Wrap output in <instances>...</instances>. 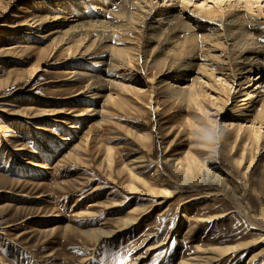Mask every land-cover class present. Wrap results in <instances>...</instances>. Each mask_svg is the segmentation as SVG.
<instances>
[{
	"label": "rangeland",
	"instance_id": "rangeland-1",
	"mask_svg": "<svg viewBox=\"0 0 264 264\" xmlns=\"http://www.w3.org/2000/svg\"><path fill=\"white\" fill-rule=\"evenodd\" d=\"M88 1H92V5ZM203 1L206 0L196 2ZM224 2L222 15L233 10L234 15L238 11L252 20V25L242 31L245 30L247 36H254L253 40L262 48L261 58L264 60V2L260 6L253 4L248 9L252 13H243L244 2L240 5L234 3L236 7L228 6L226 0ZM76 4L80 6L79 11H85L86 18H91L95 8L104 10L106 13L101 18L109 26L102 35L93 32L85 44L82 43L86 46L83 50L90 53L86 61L70 57L67 49L79 44L75 40L79 36L47 38L40 36L42 33L39 32L46 33L51 29L49 20L54 15L79 17ZM139 12L128 0H0V49H4L0 51V80L3 81L0 103L8 102L3 107L10 110L27 107H31L28 109L31 112L57 110L60 111L56 114L58 119L64 123L72 121L76 126L66 129V124L51 121L52 116L48 115L33 118L37 119L34 123L29 119L19 121L17 117L6 116L0 111V188L10 190L0 192V257L3 260L11 264H131L134 261L137 264H176L185 257L198 254L196 247L199 244L238 245L255 237L262 240L251 248L223 257L218 264H246L260 249L263 254L252 264H264V137L254 141L250 128H244L241 137L236 139L237 131L224 125L227 120L235 124L248 123L245 115H240L241 108L248 102L243 100L245 95L230 98L225 106V96L230 90L232 96L237 82L246 76L239 72L234 41L226 39L218 21L196 22L190 15L187 22L195 29L183 26L185 31L168 33L157 27L151 31L146 27L145 13L142 11L139 16ZM122 13H126V17L121 18L119 14ZM129 13L134 20L128 17ZM37 15L50 18L33 28L32 24L38 23ZM157 31L165 32L162 40L152 37ZM100 40L105 41V48L93 44ZM108 46L128 51L129 56L117 54L116 62H111L108 56L101 54ZM189 63L192 66L186 67L190 71L187 74L188 70L183 69ZM38 66L41 70L27 85V89L36 86L35 95L27 94L22 98L17 94V88L25 84L29 71ZM203 68L208 74L200 72ZM74 69L95 77L72 78ZM170 69L172 73L168 76L162 74ZM257 74L254 72L251 78ZM214 76L223 79L227 86L221 87ZM195 77L200 82L197 83L200 97L196 102L186 98L185 94L159 89L162 79L177 83L175 78H185L180 84H191ZM121 85L131 88L123 89ZM262 85L260 90L264 93V78ZM212 89L219 91L214 93ZM86 92L102 94L99 98L89 99L84 97ZM216 94L221 98H215ZM260 104L255 103L256 110L260 109ZM89 106H94L97 113L74 119L77 117L73 115ZM259 112L256 123L261 124L264 131V117ZM33 124H39L44 130L37 131ZM215 127L214 132L211 128ZM62 133L67 138L65 142L54 137V134ZM20 146L25 150L12 156L14 148ZM49 149L54 154H48ZM212 151L216 152L219 165L230 172L227 182L237 186L244 213L225 195L218 194L214 186L205 183L180 186L172 172L170 161L194 159L204 162ZM49 155L50 158L46 159ZM132 160L138 165L135 168L137 175L152 185L151 181L157 180V172L162 171L179 189L175 196L163 205L154 206L150 214L139 220L137 227L120 233L112 242L97 244L94 249L83 245L74 233L62 237L59 230L63 222L87 228L107 218L122 217L130 208L156 200H147L146 195L127 194L122 188L129 182L125 164ZM33 161L47 164L50 169L33 174L25 168H30L25 163ZM86 180L89 185L83 186ZM95 186L99 188L89 193ZM155 186L162 185L156 183ZM207 192L213 194L190 199L207 195ZM124 198L123 205L103 210L100 216H78L91 209L87 207L89 202ZM167 207L169 211L160 215ZM220 214L203 223L195 220L199 216ZM188 217L194 219L186 222ZM190 223L197 226L191 234L184 235L182 230ZM257 225L263 228L260 230ZM149 246L156 248L147 250ZM139 254L140 259L137 258Z\"/></svg>",
	"mask_w": 264,
	"mask_h": 264
},
{
	"label": "bare ground",
	"instance_id": "bare-ground-1",
	"mask_svg": "<svg viewBox=\"0 0 264 264\" xmlns=\"http://www.w3.org/2000/svg\"><path fill=\"white\" fill-rule=\"evenodd\" d=\"M128 1L130 2V4H132L133 7H136L140 10V12L138 13L139 16H140V13L142 11L145 13L143 16L144 17L146 16V18H145L146 19V27L148 28V30H151V31L155 30V28H157V27H159V29L162 27L163 30L164 29L167 30L165 32H168V33H175V32H179L181 30L185 31L186 29L183 26H185L188 29L189 28L195 29V27H193L192 25L189 26V24L187 22V17H190V16L192 18H194V20H196V22H198V21L200 22L201 20H205V21H209V22H217L218 21L219 25L223 28L224 36L226 37V39L227 40L232 39L234 41L233 49L238 50L237 57H238V63H240L239 72L242 74H244V73L246 74L245 79L243 81L237 82V87L234 88L233 93H232L233 95L232 96L230 95V92H231V90H230L228 92L229 95L225 96V98H227L225 100V106H227V104H229L230 98H232V99L233 98H240L241 96L245 95L246 99H243V100H246V101L248 100V102H246L245 105L241 108V110H243V111H242V113H240V115H243V114L245 115L244 118H245V120H247L246 122H248V123H245V124H242V123L237 124L236 123L235 124L233 121L227 120V122L224 125L231 127V129L234 128L237 131L236 139H239L241 137L242 134H240V133H242V130L244 128H250V131L252 132V135L254 137V141H257L259 138L264 137V131L261 127V124L256 123V117H257V114L259 111H260L259 113L264 117V93H263V90H260V88H262V86H263L262 82H263V78H264V60H263V58H261L263 51H262L261 46L258 45L257 42L253 40V39H255L254 36H253V38L251 36H247V32L245 30L242 31V29H244V27L252 25V23H253L252 20L246 19L245 16H243L244 14L243 15L239 14L237 10H236L237 12H235L236 13L235 15H234L233 10H232L233 13L232 12L231 13H224L222 15V12H223L222 8L223 7L221 8V5H222V3H226V2H224L225 0H206V1H203L201 3H197L196 2L197 0H162V1L161 0H155V1H153V0H128ZM226 1H227L228 6H231V7H236V4H234V3H237V5H240V3L244 2L245 9H243L244 10L243 13H249V12L252 13L253 11H249V10L251 9V6L253 4L257 3L260 6V4L262 5V3L264 2V0H226ZM88 3H90L92 5V1H88ZM74 6H75V10H78L77 15L79 17L71 18V16L66 15V14H58L57 16L54 15L51 18V20H49V21H51V29L49 31H47L46 33H44L43 31H39V32L42 33V35H40V36H43V37L45 36L47 38H56V37L61 38V36H65V37H63V39H65L66 37L69 38L68 36H72L73 38L76 35L79 36L78 39H75V40L79 41V44L76 47L69 46L67 49H68L70 57H73L74 59H78L79 61H81V60L86 61L88 59L87 56H89L90 53L87 49L83 50L86 46L82 45V43L84 42V44H85V41L91 37V34L93 32H97V33H100V35H102L103 32L106 31L105 29L108 30L109 26L106 24L107 22L101 18L106 12L104 10L102 11V10L97 9V8H95V9L92 8L94 13L91 14V16H90L91 18H88V17L86 18L84 16L85 11H79L80 6L78 4H76ZM159 8H165V9H159ZM258 12L260 14H262L261 10H259V9H258ZM61 13H65V12H61ZM169 14H171V15H169ZM173 14L176 16H174ZM158 15L160 16V18H157ZM119 16L121 18L126 17V13L119 14ZM36 17H39L38 19H36V20H38V23L32 24L33 28H35L37 26L39 27V25H41L43 22L48 21V18H50L47 15H37ZM128 17H130L132 20H134L133 17L131 16V14ZM192 18H190V19H192ZM142 19L144 20V18H142ZM36 20H34V21H36ZM67 24H69L68 27H65V25H67ZM156 25H158V26H156ZM44 28H45V26H44ZM163 32L164 31H159L157 33V35H156V33H152L153 34L152 37L155 36L157 39L160 40L161 37H164L163 34L165 32L164 33ZM248 34H250V33H248ZM161 35H163V36H161ZM167 36H166V38H167ZM0 37H2L1 34H0ZM30 39H32V38H30ZM61 39H58V40H61ZM157 39H155V40H157ZM152 40H153V38H152ZM60 42L61 41H58V44H60ZM104 42L105 41L100 40V42L96 41L93 44H96L97 47H101L100 49H102V48H105V46H103ZM91 46L92 45H90L89 47H91ZM3 50L4 49H2V48L0 49V51H3ZM6 53H7V51H6ZM129 53L130 52H128V51L125 52V50H123V49H118L115 47H109L106 50H103L101 54H103V57L108 56V58L111 60V62H116L115 55L121 54L124 57V56H129ZM183 62H184V60H183ZM52 63L54 64L56 62H52ZM159 63L161 64V62H159ZM105 64H107V63L105 62ZM190 66H192L190 63L186 64L184 69H183L185 71L188 70L187 74L190 71H189V69H186V67L190 68ZM105 69H106V67H105ZM163 69H165V68H163ZM180 69H181V67H180ZM40 70L41 69L38 66L37 68L35 67L29 71V77L27 78V80H25V84L23 86L17 88V90H19L17 92V94L19 96L22 95V98H23L27 94L35 95L33 91L36 88V86L35 87L33 86L30 89H27V85H28L29 81L31 80V78L33 77V75ZM203 71H204V74H208L207 69L203 68V70L200 72L203 73ZM254 72H257L258 74L251 78V74H253ZM171 73H172V70L170 69V70H167V72H164L162 74H164V76H168ZM72 74H73L71 76L72 78L73 77H76V78H78V77L79 78H81V77H83V78L84 77L94 78L95 77L94 74L92 75L89 72L84 73V71L82 72L81 70H78V69H74L72 71ZM160 74H161V72H160ZM97 77H99V76H97ZM173 77H175V75ZM12 78H13V76H12ZM99 78H101V77H99ZM214 78L216 81L217 80L220 81L219 85L221 87L227 86L226 82L223 79H217L216 76H214ZM175 79L177 80V83H172V80H169L168 78L166 80H163V79L160 80L159 79L162 82V85L159 86V89L163 88L165 90L172 91L174 94H177V93L185 94L186 98H191V101L196 102V99L200 97V93L197 90V83H200L198 81V78L196 79V77H195L191 84H189V83L188 84H180V81L184 80L185 78H183V79L182 78L181 79L175 78ZM212 79H213V77H212ZM191 80H192V78H191ZM189 82H191V81H189ZM1 84H3L2 80H0V85ZM121 87L123 89L131 88L130 86H124V85H121ZM231 88H233V86H231ZM212 90L214 91V93H218V91H219V90L215 91L214 89H212ZM202 91L205 92L203 89H202ZM82 92H84V91H82ZM101 94L98 92H93V93L90 92V93H87L84 97L89 98V99H95V98L101 97ZM76 95L78 96V94H76ZM172 97H174V96L172 95ZM180 97H182V96H180ZM19 98H21V97H19ZM215 98H221V97L217 95V96H215ZM100 99H102V98H100ZM238 101H239V99L237 100V102ZM257 102H261L259 110H256V107H255V103H257ZM7 104H9V103L6 101L1 102L0 103V111L3 112L4 114H6V116L8 115L11 117L12 116L17 117L19 121H24V119H29L30 121L32 120L30 123H34L37 119H33V118H38V117H42L44 115H48V116H52L50 118L51 121L54 120V122H56V123L66 124V126H64L66 129L76 127V126H74L72 121L64 123V121H62L61 119H58L56 114L60 113V111H57V110L56 111L40 110V111H36V112H31V110L30 111L28 110L31 107H27L25 109H19L18 108L17 110H10L6 107H3ZM200 109H202V108L200 107ZM95 113H97L96 108L94 106H89V107H87V109L85 111L78 112L73 116L77 117L74 119L79 120L81 117L89 116L90 114H95ZM33 127L37 131H41V129L44 130V128L41 127L39 124H37V125L35 124ZM8 130H10V129H8ZM62 130L64 131V129H62ZM211 130H213L215 132L216 127L211 128ZM48 135H51V134L48 133ZM54 137L57 141H61V142H65L67 140L66 136L63 133L62 134H54ZM7 143H9V142H7ZM14 149L15 150H13L11 152L12 156H15V155L18 156L17 151L25 150V148L22 146H20L18 148H14ZM213 149H216V146H213ZM108 151L110 152V149ZM48 154L51 155L54 153H53V151H51L49 149ZM50 155L47 156L46 159H49ZM162 155H163V152H162ZM243 158H244V152L242 154L241 159L243 160ZM165 160L169 161V159H165ZM242 160L239 162L240 164L242 163ZM135 163H136V161L132 160L130 163L128 162L125 164L128 172H129V182L127 183V185L122 186V188L126 191L127 194H132L134 196L146 195L147 200H150L153 198H155L156 200L151 204L136 205L134 208H130L127 211V213L125 215H123L122 217L111 219V220H109L110 218H107L106 220L100 222L99 224H97L95 226H90L87 228L76 227V226L72 225L69 221L63 222V223H61V225H60L61 227L59 230L62 234V237L65 238L67 233H74V235L80 240V242L83 243V245L87 246L89 249H94L97 244L112 242L115 239H117V237L120 235V233H124L125 231L129 230L132 227H137L139 220L141 218H143V216L150 214L151 210L153 208H155L154 206H159V205L165 204L168 199L173 198L175 196V194L178 192L179 189L173 183H171L164 176L163 172L160 170L157 172V175H156L157 180L155 181L156 183H161L162 186H160V187L155 186L156 183L153 181H151V182L154 185H152L149 180H146L144 178H140L135 171V168L138 167V165H135ZM25 164H27L30 167V168H28L27 166H25L27 171L29 170V172H32L33 174L39 173L41 171L47 172V169H50L49 165L41 164V163L34 162V161L30 162V163H25ZM250 165H251V161L248 164V168L250 167ZM139 166H142V165H139ZM170 167L172 169V172L175 173L176 178L180 183V186L185 185V184L188 186H192V185L200 186V185H202V183H205V185H208V186H214L218 190V192H219L218 194L225 195L234 204V206L238 210H240L242 213H244L243 212L244 208L241 205L242 203H240L241 199L237 195V191H238L237 186L231 185V183L227 182V178H228L227 176L230 175V172L227 171L225 168H223L221 165H219V161L216 157V152H214V151L209 152V155L204 162L203 161H201V162L195 161L194 159L186 161V162H181L180 160H173V161H170ZM0 181H2V180L0 179ZM88 185H89V181L84 182V184H83V186H88ZM98 188H99L98 186H95L93 190L89 191V193H94ZM0 192H2V193L3 192H10V190L0 188ZM206 194L207 195H196V196L191 197L190 199L206 197L209 194H213V193L207 192ZM190 199H188V200H190ZM48 201H49V199H48ZM125 201H126V199L124 198L122 200L111 201V202H99L98 200L93 201V202H89V203H87V204H89V205H87V207L91 208V209L80 212L78 214V216H85V217L100 216L102 214L103 210H108L110 208H115V207L121 206L125 203ZM181 204H183V203H181ZM168 205H170V204H168ZM96 207H100L101 209H97ZM28 208H30V207H28ZM92 208H95V209H92ZM168 209H169L168 207L165 209H162V211L160 212V215L165 214ZM25 211H28V210H25ZM221 215L222 214L213 215V216L209 215V217L199 216L195 220L199 221V223H203V222H207V221L214 219V218L221 216ZM263 216H264V213H263ZM193 219L194 218L188 217L186 219V222L192 221ZM188 226L189 227L183 228V230H182L184 235L191 234L193 232V229L197 226V224L193 225L192 223H190ZM262 228H263L262 226L260 228L258 226V229L261 230ZM145 240H147V238ZM261 240H262V238H255L254 237L252 240L244 242L243 244H238V245H236V244L217 245L216 244V245L201 246L199 244L196 247V251L198 254L188 256L187 258L185 257V258L179 260L176 264H218L223 259V257H225L229 254H235L237 251L244 249V248H249V247L251 248L253 244L259 243ZM153 248H156V247L149 246L147 248V250H152ZM262 254H263L262 249L258 250L253 255H251V257L248 259V263H246V264H252V261L255 259H258V257ZM140 257H141V255L139 254L137 256V258L140 259ZM0 264H11V263L3 260V258L0 257ZM131 264H137V261H134Z\"/></svg>",
	"mask_w": 264,
	"mask_h": 264
}]
</instances>
